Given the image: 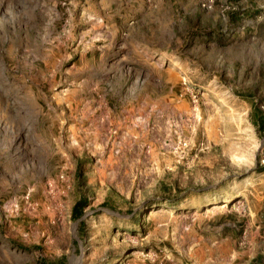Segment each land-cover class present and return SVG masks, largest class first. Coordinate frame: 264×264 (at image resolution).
I'll return each mask as SVG.
<instances>
[{
	"label": "rangeland",
	"instance_id": "374dc122",
	"mask_svg": "<svg viewBox=\"0 0 264 264\" xmlns=\"http://www.w3.org/2000/svg\"><path fill=\"white\" fill-rule=\"evenodd\" d=\"M256 111L264 0H0V264H264Z\"/></svg>",
	"mask_w": 264,
	"mask_h": 264
},
{
	"label": "trees",
	"instance_id": "16d2710c",
	"mask_svg": "<svg viewBox=\"0 0 264 264\" xmlns=\"http://www.w3.org/2000/svg\"><path fill=\"white\" fill-rule=\"evenodd\" d=\"M255 125L257 128H264V111H256ZM260 170H264V168H261ZM87 204V198L84 195L79 196L70 208L71 219L77 220L82 215V210Z\"/></svg>",
	"mask_w": 264,
	"mask_h": 264
},
{
	"label": "crops",
	"instance_id": "0c3cea01",
	"mask_svg": "<svg viewBox=\"0 0 264 264\" xmlns=\"http://www.w3.org/2000/svg\"><path fill=\"white\" fill-rule=\"evenodd\" d=\"M256 252H258V251H256ZM257 256H259V258H261V259H264V251L263 252L260 251V253Z\"/></svg>",
	"mask_w": 264,
	"mask_h": 264
},
{
	"label": "built area",
	"instance_id": "2783aa9c",
	"mask_svg": "<svg viewBox=\"0 0 264 264\" xmlns=\"http://www.w3.org/2000/svg\"><path fill=\"white\" fill-rule=\"evenodd\" d=\"M181 146H182V147H185V146H186L185 141H182ZM263 242H264V240H263Z\"/></svg>",
	"mask_w": 264,
	"mask_h": 264
}]
</instances>
